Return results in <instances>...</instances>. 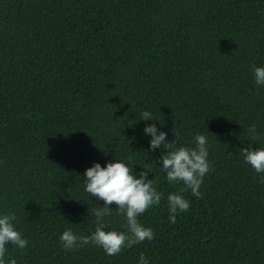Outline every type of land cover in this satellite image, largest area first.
<instances>
[{
  "label": "trees",
  "instance_id": "16d2710c",
  "mask_svg": "<svg viewBox=\"0 0 264 264\" xmlns=\"http://www.w3.org/2000/svg\"><path fill=\"white\" fill-rule=\"evenodd\" d=\"M261 64L264 0H0V213H14L28 241L8 254L17 264H136L140 252L149 264H264V184L239 155L264 146V86L251 74ZM147 123L177 145L208 139L201 195L182 192L190 204L175 223L165 197L183 185L164 178ZM113 158L147 166L164 193L138 217L153 239L112 256L63 249L59 234H89L103 204L83 191L84 169ZM109 207L106 230L123 231Z\"/></svg>",
  "mask_w": 264,
  "mask_h": 264
},
{
  "label": "clouds",
  "instance_id": "9594fccd",
  "mask_svg": "<svg viewBox=\"0 0 264 264\" xmlns=\"http://www.w3.org/2000/svg\"><path fill=\"white\" fill-rule=\"evenodd\" d=\"M254 84L264 86V64L253 66L251 69ZM139 120H154L151 112L142 110ZM159 121V120H157ZM248 136L257 140L261 133L254 123L246 128ZM141 134L150 137L148 150H160L159 168L164 173V178L171 184L183 185L178 191H169L166 194V204L169 223H175L176 217L189 208V200L182 192L188 190L193 196L199 197L200 185L210 168L208 160V139L202 132L194 133L191 145H177L174 140H166L167 133L159 130L155 123L143 126ZM180 138V133H176ZM103 149V148H102ZM239 155L243 162L257 173V182L264 184V146L239 148ZM149 169L142 166L135 171L124 159H108L103 166L100 162H93L86 167L82 174L81 183L83 191L89 197L102 200V205H95L91 210L94 217V230L87 235H77L71 228H65L58 236L60 246L71 250L79 244L98 246L106 255L112 256L121 252L122 248L131 247L145 240L153 239L151 227L144 226L138 217L150 206L158 205L164 193L157 190L154 178H148ZM121 213L124 218V230L108 228L106 218L111 214L109 205ZM14 213H0V264H17V259L8 254L7 245L11 244L19 249L25 248L28 241L15 227ZM136 264H149L143 252L138 254Z\"/></svg>",
  "mask_w": 264,
  "mask_h": 264
}]
</instances>
